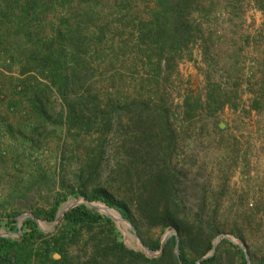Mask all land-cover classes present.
<instances>
[{
	"label": "rangeland",
	"instance_id": "rangeland-1",
	"mask_svg": "<svg viewBox=\"0 0 264 264\" xmlns=\"http://www.w3.org/2000/svg\"><path fill=\"white\" fill-rule=\"evenodd\" d=\"M152 2L81 0L67 5L80 25L72 21L62 31L82 37L74 61L79 77L66 92L67 100L76 105L75 115L93 119L79 126L67 121L66 102L44 76L21 72L33 44L22 24L18 27L20 4L2 13L5 0H0V237L20 240L34 234L32 243L39 246L64 233L67 264H83L92 245L105 240L113 227L129 250L147 257L144 248H150L135 226L90 196L106 191L136 217L138 188L149 172L167 166L179 174L186 210L214 218L220 230L217 245L229 236L244 256L242 263L251 264L250 250L256 262L264 260L260 0H200L189 16L195 40L178 53L174 68L156 77L143 63L146 46L138 38ZM60 11L48 19L56 30L61 29ZM256 98H261L259 111L250 108ZM221 103L224 108L215 111ZM82 206L97 222L73 238V212ZM140 231L146 242H162L176 232L147 224ZM152 252L150 258L159 256ZM57 255L52 254L59 259ZM31 264L49 263L38 259Z\"/></svg>",
	"mask_w": 264,
	"mask_h": 264
},
{
	"label": "trees",
	"instance_id": "trees-1",
	"mask_svg": "<svg viewBox=\"0 0 264 264\" xmlns=\"http://www.w3.org/2000/svg\"><path fill=\"white\" fill-rule=\"evenodd\" d=\"M16 2L20 11L18 27L22 24L27 40L33 45L26 65L21 72L37 71L48 80L47 85L56 92L68 108L66 119L74 125H90L93 121L89 115H75V104L67 100V91L74 85L79 77L76 51L80 49L82 37L79 32L64 33L62 29L70 26L72 21L80 25L74 18L72 10H67V5L81 0H5V11L12 12ZM200 0H153L146 20H141L138 38L146 46L143 63L149 65L148 72L153 77L172 67L173 61L179 52L193 43V29L189 16L191 10L198 6ZM258 7L264 11V0ZM61 10L60 28L53 29V24L48 19L56 11ZM66 9V10H65ZM90 17V13L86 12ZM47 30L49 33H47ZM73 47V50L71 48ZM71 51V53H70ZM71 55V56H70ZM32 69V70H31ZM40 93V92H39ZM39 99L38 93H36ZM264 98L263 96H261ZM260 99L252 100L251 110L261 109ZM80 101V100H78ZM83 102V101H82ZM79 103V102H78ZM190 109L188 99L184 103ZM224 103L217 104L216 110L223 109ZM235 107V106H234ZM189 111L187 117H189ZM110 125V117L103 120ZM108 128V127H107ZM179 174L164 166L149 172L147 178L138 188L136 196V217L131 214L125 203L116 201L108 192L95 190L90 196L92 201H101L108 207L119 211L122 216L132 223L138 230V235L150 249L159 251L161 240L146 242L141 233V225L147 224L149 229L159 228L165 232L168 228L174 229L179 237L180 258L175 253L176 236H172L165 243L162 253L155 258H148L142 252L129 250L119 239L116 230L111 227V232L102 242H95L87 260L83 264H198L197 262L213 248L214 239L220 234L214 218H205L201 212H188L180 197ZM65 197L63 196V199ZM62 198H60L61 200ZM75 225L70 231L76 238L82 228H90L95 220L94 214L85 207H78L73 212ZM69 213L66 214V217ZM108 225L112 221L106 218ZM35 229L33 228V232ZM60 233V232H59ZM55 234L50 240H44L36 246L32 243L35 235L24 237L20 240L0 237V264H31L38 259L49 264H67L68 256L65 254V235ZM60 236V237H59ZM240 238L245 242V238ZM223 246H226L223 249ZM59 255V259L52 254ZM251 264H264V260L256 262L249 251ZM244 256L240 249L227 239H222L215 248L214 254L199 264H244Z\"/></svg>",
	"mask_w": 264,
	"mask_h": 264
},
{
	"label": "water",
	"instance_id": "water-1",
	"mask_svg": "<svg viewBox=\"0 0 264 264\" xmlns=\"http://www.w3.org/2000/svg\"><path fill=\"white\" fill-rule=\"evenodd\" d=\"M88 205H92V204H90L89 202H86ZM123 219H124V217H122ZM122 219V220H123ZM129 224H131L130 222H128ZM172 236H176V248H175V252H176V254H177V256H178V258H180V242H179V237H178V234L175 232V233H171V234H168V235H166L165 236V238L162 240V242H161V248H160V250L158 251V253L156 254V256H158V255H160L161 253H162V249H163V247H164V245H165V243L168 241V239L170 238V237H172ZM224 238H227L228 240H230L231 242H233V243H235V241H233L229 236H224ZM217 243H218V240H215L214 242H213V248H212V250H211V252H209L206 256H204L200 261H199V263L201 262V261H203V260H206V259H208L209 257H211L213 254H214V252H215V248H216V246H217ZM144 247V246H143ZM145 249V251L148 253V255H147V257L148 258H150V257H154L155 255L153 254V252H152V250L151 249H148V248H144ZM150 254V255H149ZM57 256H59V255H57Z\"/></svg>",
	"mask_w": 264,
	"mask_h": 264
}]
</instances>
